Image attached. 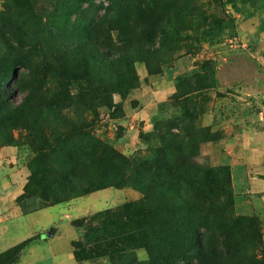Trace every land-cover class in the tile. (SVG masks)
Masks as SVG:
<instances>
[{"label": "rangeland", "instance_id": "rangeland-1", "mask_svg": "<svg viewBox=\"0 0 264 264\" xmlns=\"http://www.w3.org/2000/svg\"><path fill=\"white\" fill-rule=\"evenodd\" d=\"M88 32L135 60L112 96L119 110L90 91L89 79L103 70L86 66ZM6 47L24 65L3 91L13 103L33 89L31 109L60 105L67 91L69 106L43 117L47 142L65 136L82 154L102 142L129 159L128 169L163 152L183 175L168 188L129 181L54 204L48 188L22 196V187L15 197L11 190L0 207V253L34 239L6 264H151L147 248L125 244L112 257L78 261L72 243H92V214L152 189L191 200L176 213L186 237L196 226L202 233L191 264H264V206L258 194L235 187L230 171L242 137L264 134V0H0L1 53ZM12 133L15 144L0 139V148L15 150L0 154V163L30 173L39 142L31 144L23 127Z\"/></svg>", "mask_w": 264, "mask_h": 264}, {"label": "trees", "instance_id": "trees-1", "mask_svg": "<svg viewBox=\"0 0 264 264\" xmlns=\"http://www.w3.org/2000/svg\"><path fill=\"white\" fill-rule=\"evenodd\" d=\"M127 29L129 28L121 31V34L125 37V47L129 49L130 37ZM85 36L88 45L85 57L87 68L92 70L98 67L103 70L94 71L100 75L97 74L91 81L89 79L90 91L103 98L109 109L119 110V103H114L112 96L115 92H121L120 82L133 71L135 60L129 51L112 52L111 47L102 42L96 33L88 32ZM143 47L147 50V45ZM5 49L7 52L0 51V139L7 144H15L12 132L23 127L30 134L31 144L39 142L33 147L36 154L23 186L22 196L32 195L41 190L40 188H48L52 194L49 204H54L108 186L119 188L129 181L146 184L151 188L155 185L168 188L181 181V164L171 165L163 152L135 169H128L129 159L105 143L96 142L92 144L93 150L82 154L68 147L65 136L55 145L47 142V132L44 131L46 128L41 126L43 117L48 119L47 115L52 107L62 109L69 106L67 91L60 105L51 102L37 103L31 109L33 89L21 102L13 103L5 97L3 91L8 89L7 78L19 66L24 65L18 57L12 56L11 49ZM9 60L12 62L9 63ZM96 77H99V82L92 83ZM17 88L21 86L17 84ZM105 163L111 165V168H105ZM226 174L229 176L228 172ZM190 201L170 194L161 195L152 189L151 194L144 199L97 211L89 218L92 243L73 241V255L78 261L104 255L112 257L114 251H118L117 248L125 244L134 248H147L151 264H178L184 259L187 264H191L203 250L202 233L200 227L196 226L192 233H188L190 236L186 237L182 233L186 223L176 214ZM93 222L97 224H92ZM152 232L156 240L153 244L147 238ZM32 239L34 237L1 252L0 264H6L8 257L18 254ZM158 242L162 246L156 251Z\"/></svg>", "mask_w": 264, "mask_h": 264}, {"label": "crops", "instance_id": "crops-1", "mask_svg": "<svg viewBox=\"0 0 264 264\" xmlns=\"http://www.w3.org/2000/svg\"><path fill=\"white\" fill-rule=\"evenodd\" d=\"M239 142L230 162L233 183L239 189L258 194L264 206V134L246 133ZM12 150L15 149L3 147L0 154L9 156ZM28 174L27 169H17L11 163H0V207L11 197L12 191L14 197L21 191ZM20 179L23 180L20 182Z\"/></svg>", "mask_w": 264, "mask_h": 264}]
</instances>
